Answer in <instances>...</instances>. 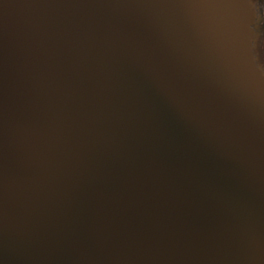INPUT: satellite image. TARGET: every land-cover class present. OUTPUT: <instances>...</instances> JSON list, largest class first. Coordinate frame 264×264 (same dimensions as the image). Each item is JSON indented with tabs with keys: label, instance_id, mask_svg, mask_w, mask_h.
<instances>
[{
	"label": "water",
	"instance_id": "1",
	"mask_svg": "<svg viewBox=\"0 0 264 264\" xmlns=\"http://www.w3.org/2000/svg\"><path fill=\"white\" fill-rule=\"evenodd\" d=\"M255 0H0V264H264Z\"/></svg>",
	"mask_w": 264,
	"mask_h": 264
},
{
	"label": "flooded vegetation",
	"instance_id": "2",
	"mask_svg": "<svg viewBox=\"0 0 264 264\" xmlns=\"http://www.w3.org/2000/svg\"><path fill=\"white\" fill-rule=\"evenodd\" d=\"M256 19L254 30L260 33L257 42V54L260 62L264 66V0H255Z\"/></svg>",
	"mask_w": 264,
	"mask_h": 264
}]
</instances>
